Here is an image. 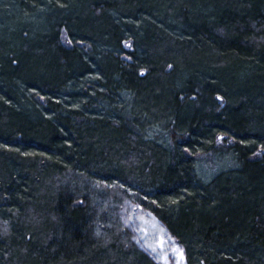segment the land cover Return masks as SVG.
Returning <instances> with one entry per match:
<instances>
[{
  "label": "trees",
  "instance_id": "16d2710c",
  "mask_svg": "<svg viewBox=\"0 0 264 264\" xmlns=\"http://www.w3.org/2000/svg\"><path fill=\"white\" fill-rule=\"evenodd\" d=\"M152 219L264 264V0H0V264H158Z\"/></svg>",
  "mask_w": 264,
  "mask_h": 264
},
{
  "label": "rangeland",
  "instance_id": "374dc122",
  "mask_svg": "<svg viewBox=\"0 0 264 264\" xmlns=\"http://www.w3.org/2000/svg\"><path fill=\"white\" fill-rule=\"evenodd\" d=\"M62 41L67 42L64 35ZM144 229L155 238V242L150 240L143 247L158 264H185L181 247L174 242L159 222L152 219Z\"/></svg>",
  "mask_w": 264,
  "mask_h": 264
}]
</instances>
